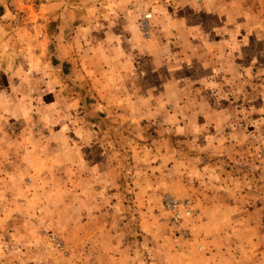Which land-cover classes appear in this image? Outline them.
<instances>
[{
	"label": "rangeland",
	"instance_id": "1",
	"mask_svg": "<svg viewBox=\"0 0 264 264\" xmlns=\"http://www.w3.org/2000/svg\"><path fill=\"white\" fill-rule=\"evenodd\" d=\"M0 264H264V0H0Z\"/></svg>",
	"mask_w": 264,
	"mask_h": 264
},
{
	"label": "built area",
	"instance_id": "2",
	"mask_svg": "<svg viewBox=\"0 0 264 264\" xmlns=\"http://www.w3.org/2000/svg\"><path fill=\"white\" fill-rule=\"evenodd\" d=\"M151 16H146L145 21L150 19ZM166 204L167 206L173 211L174 214V219L176 221H180L179 219L184 215V214H190L191 211L189 210V204H186L184 202L177 201L175 199H166Z\"/></svg>",
	"mask_w": 264,
	"mask_h": 264
},
{
	"label": "crops",
	"instance_id": "3",
	"mask_svg": "<svg viewBox=\"0 0 264 264\" xmlns=\"http://www.w3.org/2000/svg\"><path fill=\"white\" fill-rule=\"evenodd\" d=\"M148 21H149V19H148Z\"/></svg>",
	"mask_w": 264,
	"mask_h": 264
}]
</instances>
